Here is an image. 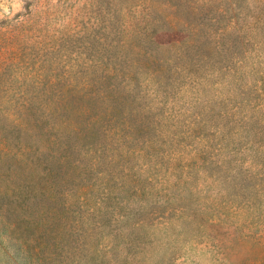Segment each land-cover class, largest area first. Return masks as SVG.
<instances>
[{
    "label": "rangeland",
    "instance_id": "1",
    "mask_svg": "<svg viewBox=\"0 0 264 264\" xmlns=\"http://www.w3.org/2000/svg\"><path fill=\"white\" fill-rule=\"evenodd\" d=\"M8 133L76 165L0 264H264V0H0Z\"/></svg>",
    "mask_w": 264,
    "mask_h": 264
},
{
    "label": "trees",
    "instance_id": "2",
    "mask_svg": "<svg viewBox=\"0 0 264 264\" xmlns=\"http://www.w3.org/2000/svg\"><path fill=\"white\" fill-rule=\"evenodd\" d=\"M79 135H77L78 137ZM45 150L32 151L29 146H19L18 137L6 134L0 147V225H9L16 230L36 231L50 227H61L63 221L58 214L66 212L59 194L69 177L61 168L71 160L67 147L59 136H45ZM31 160L43 171L37 175L24 176L19 160ZM37 168V167H36ZM77 168L73 171L76 172ZM37 178V181L35 178ZM59 221L50 223L49 215ZM53 217V218H54Z\"/></svg>",
    "mask_w": 264,
    "mask_h": 264
}]
</instances>
